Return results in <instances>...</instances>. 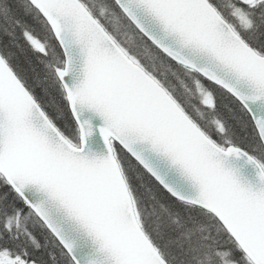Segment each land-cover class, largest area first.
I'll use <instances>...</instances> for the list:
<instances>
[{
	"label": "snow or ice",
	"instance_id": "snow-or-ice-1",
	"mask_svg": "<svg viewBox=\"0 0 264 264\" xmlns=\"http://www.w3.org/2000/svg\"><path fill=\"white\" fill-rule=\"evenodd\" d=\"M0 264H264V0H0Z\"/></svg>",
	"mask_w": 264,
	"mask_h": 264
}]
</instances>
